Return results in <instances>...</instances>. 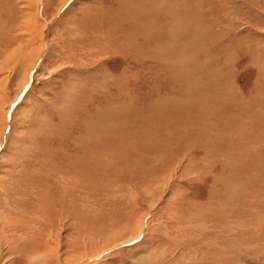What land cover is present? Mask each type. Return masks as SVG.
<instances>
[{"label":"rangeland","instance_id":"obj_1","mask_svg":"<svg viewBox=\"0 0 264 264\" xmlns=\"http://www.w3.org/2000/svg\"><path fill=\"white\" fill-rule=\"evenodd\" d=\"M42 251L264 264V0H0V264Z\"/></svg>","mask_w":264,"mask_h":264},{"label":"bare ground","instance_id":"obj_2","mask_svg":"<svg viewBox=\"0 0 264 264\" xmlns=\"http://www.w3.org/2000/svg\"><path fill=\"white\" fill-rule=\"evenodd\" d=\"M25 75V74H24ZM26 78V77H25ZM43 227V226H42ZM35 229V228H34ZM39 230V229H37ZM141 231V230H140ZM36 232V231H35ZM16 236H17V233H16ZM21 238H25L26 236L20 234ZM132 239V238H130ZM46 243V242H45ZM47 244V243H46ZM46 244H44V246L48 247ZM43 246V247H44ZM35 250H44V248H40V247H34ZM51 250V249H50ZM46 251V250H45ZM49 251V249H48ZM47 252V251H46ZM51 252V251H50ZM34 258V257H33ZM35 259H36V262L34 261V263H39V264H50L52 261L51 257H50V253H45L44 251H42L41 253L39 254H36L35 255Z\"/></svg>","mask_w":264,"mask_h":264}]
</instances>
